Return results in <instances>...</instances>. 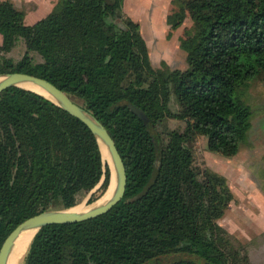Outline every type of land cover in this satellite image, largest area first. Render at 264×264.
Here are the masks:
<instances>
[{
	"label": "trees",
	"instance_id": "1",
	"mask_svg": "<svg viewBox=\"0 0 264 264\" xmlns=\"http://www.w3.org/2000/svg\"><path fill=\"white\" fill-rule=\"evenodd\" d=\"M171 4L169 28L192 20L191 34L179 42L183 68L152 64L123 0H56L33 23L0 0V74L31 73L78 98L108 129L126 169L117 203L84 220L41 226L25 264L248 263L240 249L227 250V231L217 221L232 198L226 178L197 167L188 140L199 133L211 151L239 150L252 111L236 89L264 79V0ZM18 39L26 50L14 60L7 53ZM64 63L68 72L50 79L51 67ZM167 117L185 120L184 129L169 128ZM109 180V164L82 120L36 91L16 85L0 91V246L23 219L76 207L101 182L92 202ZM170 253L187 257L160 260Z\"/></svg>",
	"mask_w": 264,
	"mask_h": 264
},
{
	"label": "rangeland",
	"instance_id": "2",
	"mask_svg": "<svg viewBox=\"0 0 264 264\" xmlns=\"http://www.w3.org/2000/svg\"><path fill=\"white\" fill-rule=\"evenodd\" d=\"M135 8L139 9L138 5H135ZM130 15L136 20L138 19L142 25V34L150 44L148 53L154 66H159L163 61L171 67H185L186 62L179 42L180 37H186L192 32V20L189 16L185 17L177 30L176 28H165L166 21L159 14L149 15L143 12ZM149 25L154 26L155 31L149 28ZM161 40L173 44L174 61L167 62L165 58L160 60L159 45ZM25 50L24 42L18 39L16 45L7 55L17 60ZM30 54L34 61H42V57L36 51H31ZM69 69V63L54 65L51 67L48 76L50 79H56L64 76ZM236 95L252 111L250 128L247 130L237 153L225 156L209 150L206 137L199 133L189 139L188 144L193 151L194 164L201 170L209 168L222 174L231 190L232 198L224 213L217 218L218 223L227 231L225 234L228 240L227 250L238 248L240 252L246 253L248 256L247 264H264V222H260V218L264 217V79L255 78L246 84L239 85L236 89ZM76 100L80 102L78 98ZM170 106L173 110L178 107L174 97L170 100ZM165 124L169 128L183 130L185 120L167 117ZM100 184L101 182L92 190L80 195L77 202L81 203L78 205L80 208L92 205L107 192L106 188L96 199L88 202L92 192H98L97 189ZM179 257H187V255L170 253L161 257L160 260L165 262ZM19 264H25L24 255Z\"/></svg>",
	"mask_w": 264,
	"mask_h": 264
},
{
	"label": "water",
	"instance_id": "3",
	"mask_svg": "<svg viewBox=\"0 0 264 264\" xmlns=\"http://www.w3.org/2000/svg\"><path fill=\"white\" fill-rule=\"evenodd\" d=\"M0 75L3 76V78L0 80V91L12 85L20 86L18 85L19 81H31L40 86L49 95L33 90L31 88H24L36 91L46 96L47 98L51 99L56 104L60 105L61 107L69 111L71 114L75 115L80 120H82L94 133L98 143L100 140V142L106 145L112 163L111 166L110 163L106 161L109 164L110 168V180L112 168L114 171V183L110 197L102 204L89 207L88 209L83 211L70 210L72 206L64 209H47L37 212L31 216H28L27 218L23 219L18 224H16L11 229V231L5 236L0 246V264H6L14 240L21 231L35 228L36 232L38 228L48 223L80 221L99 215L109 210L115 203H117L122 198L124 194L126 186V169L123 159L115 144V141L109 133L108 129L105 127V125L100 120H98L92 113H90L84 106L75 101L69 94H67L57 85H55L52 81L31 73L20 71L6 72ZM205 264L208 263L206 262Z\"/></svg>",
	"mask_w": 264,
	"mask_h": 264
},
{
	"label": "crops",
	"instance_id": "4",
	"mask_svg": "<svg viewBox=\"0 0 264 264\" xmlns=\"http://www.w3.org/2000/svg\"><path fill=\"white\" fill-rule=\"evenodd\" d=\"M13 3V5L21 10L24 14V22L25 23H33L39 18L46 15L55 4L56 0H9ZM135 5H138L139 9L135 8ZM140 5V6H139ZM171 0H123V10L126 14H128L131 18L130 14H137V13H148L149 15L153 14H159L164 17V20L166 21V15L169 12V9L171 8ZM134 7V8H133ZM136 20L135 18H133ZM136 21L140 24V30L143 32L142 25L140 21L137 19ZM149 22V20H148ZM165 28H169V25H164ZM163 27V28H164ZM149 28L153 29L155 31L154 26H150ZM180 27L178 26L176 29L178 30ZM159 35V33H157ZM144 36V35H143ZM179 37V36H178ZM1 34H0V43H1ZM145 38V37H144ZM165 39V38H164ZM167 39V38H166ZM148 49H150V44L148 40L145 38ZM173 44L166 43L164 40H161L160 42V52L161 57L160 60L165 58L167 62L174 61L172 53L174 52L172 48ZM179 49V48H178ZM183 51V50H182ZM184 59H185V52L183 51ZM181 68V67H180ZM183 68V67H182ZM260 222H264V217L260 218ZM264 228V227H263ZM262 228V229H263Z\"/></svg>",
	"mask_w": 264,
	"mask_h": 264
},
{
	"label": "bare ground",
	"instance_id": "5",
	"mask_svg": "<svg viewBox=\"0 0 264 264\" xmlns=\"http://www.w3.org/2000/svg\"><path fill=\"white\" fill-rule=\"evenodd\" d=\"M2 78H3V76L0 75V80ZM18 85L23 86V87H27V88H31L33 90H36V91H39V92L44 93L46 95H49L40 86H38L37 84H35L31 81H27V80L19 81ZM99 147H100L102 158L104 160L108 161L110 163V165H112L110 156H109L107 148H106V145L103 144L102 142H100V140H99ZM113 183H114V171L112 168L111 180H110V183H109L108 188L106 190L107 192L101 197V199L97 200L96 202H94L90 206H87V207L82 206L83 208L76 206L73 208L71 207L70 210L83 211V210L88 209L89 207L102 204L104 201H106L110 197L112 187H113ZM34 232H35V228H31V229L23 230L19 233V235L14 240V243H13L11 251L8 255L6 264H19L20 263V259L24 255Z\"/></svg>",
	"mask_w": 264,
	"mask_h": 264
}]
</instances>
